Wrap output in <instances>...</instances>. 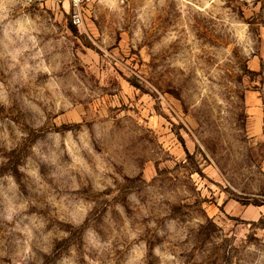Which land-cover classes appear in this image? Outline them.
<instances>
[{"label":"rangeland","instance_id":"obj_1","mask_svg":"<svg viewBox=\"0 0 264 264\" xmlns=\"http://www.w3.org/2000/svg\"><path fill=\"white\" fill-rule=\"evenodd\" d=\"M0 0V264H264V0Z\"/></svg>","mask_w":264,"mask_h":264},{"label":"built area","instance_id":"obj_2","mask_svg":"<svg viewBox=\"0 0 264 264\" xmlns=\"http://www.w3.org/2000/svg\"><path fill=\"white\" fill-rule=\"evenodd\" d=\"M91 0H70L72 4V10L70 11V19L76 26H81L85 22V6L90 3Z\"/></svg>","mask_w":264,"mask_h":264}]
</instances>
